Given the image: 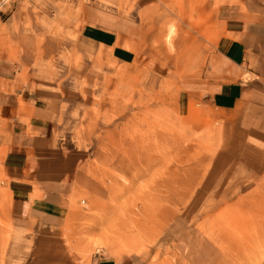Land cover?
Segmentation results:
<instances>
[{
    "label": "rangeland",
    "instance_id": "374dc122",
    "mask_svg": "<svg viewBox=\"0 0 264 264\" xmlns=\"http://www.w3.org/2000/svg\"><path fill=\"white\" fill-rule=\"evenodd\" d=\"M241 1L0 0V95L45 93L57 139L83 155L69 213L47 236L64 228L75 263L264 264V166L222 156L220 114L186 95L219 8ZM90 12L131 28L128 60L84 39ZM3 182L0 168V264H13L24 233Z\"/></svg>",
    "mask_w": 264,
    "mask_h": 264
},
{
    "label": "crops",
    "instance_id": "0c3cea01",
    "mask_svg": "<svg viewBox=\"0 0 264 264\" xmlns=\"http://www.w3.org/2000/svg\"><path fill=\"white\" fill-rule=\"evenodd\" d=\"M217 16L219 35L199 81L186 91L187 100L195 93L201 95L203 103L220 114L217 118L225 130L219 146L222 156L254 159L256 167H263L264 0L221 6ZM85 20L84 39L111 49L117 60H128L130 51L121 46L132 33L127 23L118 25L104 16L97 18L94 12ZM90 23L113 26L120 35ZM46 96L25 89L0 95V131L5 134L6 149L0 168L15 228L24 233L23 239L10 246L8 261L13 264H78L67 253L64 228L59 227L69 213L83 155L57 139L51 112L42 102ZM53 225L59 226L55 239L47 237ZM89 264L121 263L94 254Z\"/></svg>",
    "mask_w": 264,
    "mask_h": 264
}]
</instances>
